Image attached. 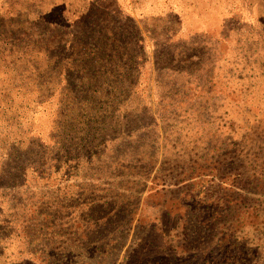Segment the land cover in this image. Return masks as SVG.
<instances>
[{
  "label": "rangeland",
  "instance_id": "obj_1",
  "mask_svg": "<svg viewBox=\"0 0 264 264\" xmlns=\"http://www.w3.org/2000/svg\"><path fill=\"white\" fill-rule=\"evenodd\" d=\"M89 1L0 0V264H264V0H216L202 35L210 0H172L188 5L179 27L156 21L157 0H118L148 62L133 99H101L151 109L130 138L114 112L51 100L30 56L67 39L39 17L67 26ZM184 69L181 105L163 93ZM89 127L94 138L76 139Z\"/></svg>",
  "mask_w": 264,
  "mask_h": 264
},
{
  "label": "trees",
  "instance_id": "obj_2",
  "mask_svg": "<svg viewBox=\"0 0 264 264\" xmlns=\"http://www.w3.org/2000/svg\"><path fill=\"white\" fill-rule=\"evenodd\" d=\"M157 1L159 3L154 8L160 15L155 17L156 21L162 22L173 16L177 20H175V23L179 27L182 21L181 16L185 14V8L188 5L182 2L180 7L178 3L172 0ZM211 1H207L206 4L208 6L204 7V11L196 16L197 21L194 27L201 29L199 33H194V35H202L204 33L201 32L206 31L210 17L205 16H212L213 19L219 20L220 13L217 14L215 7L217 1L213 0V5H210ZM89 2L87 9L72 19L67 26L52 25L47 20V17H39L38 21L33 24H37L36 27L41 28L43 33L46 27L54 30L59 29L61 33L65 29L67 39L63 40L60 37L61 34H54L52 35L53 41L49 40L50 42L47 44L48 47L52 46L49 44L63 42V50H58L52 55H48L42 49L30 56L39 64L37 70H40L43 75L50 76L53 81L55 90L49 89L48 91L51 100H58L60 105L65 102L69 114H77L82 108L89 109L90 107L95 109V112L98 111L99 115L106 113V117H112L114 112L123 118L122 127L120 128L122 135L130 138V134L134 130L147 128L148 124L140 123V120L143 117L145 118L146 115L153 116L151 109L144 106V104L133 106L131 103L124 109L117 108L114 105V101L105 100L103 102L104 100L101 99V96L108 95V99H116V96L121 98L125 96V101L133 99L132 95L137 92L143 69L148 62V57L143 47L137 46L143 43L140 29L133 17L124 14L118 0H90ZM222 20L225 21L228 18L223 17ZM131 24L133 25L132 30L125 28ZM71 30L75 31V33L70 32ZM72 42L77 44L79 49L73 50V47L69 45ZM132 45L135 46V49H132ZM165 56L172 64L176 62L174 54L169 55L166 53ZM50 60H56L59 64L52 67ZM190 73L191 71L187 69L181 70L178 74L177 86L175 85L171 89L168 87L163 94L167 98L176 96L182 105V88L187 84L186 80H188ZM94 77L103 80L111 78L115 81V84L109 85L107 89H104L99 87L101 84L95 85L93 83L92 79ZM128 79L133 82V88H129L130 90H128L127 84L124 83ZM139 94L145 96L147 100L151 97L148 91H142ZM78 100L80 101L78 102ZM122 103L125 102L123 101ZM89 137H95L91 127L84 129L82 135L80 132L76 133V139L79 138L81 142L91 139ZM87 149L88 147H82V150ZM183 222V218L175 219V225L171 232L175 233L179 230V225L183 224Z\"/></svg>",
  "mask_w": 264,
  "mask_h": 264
}]
</instances>
